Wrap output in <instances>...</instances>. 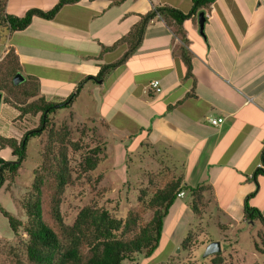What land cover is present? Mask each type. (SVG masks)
Listing matches in <instances>:
<instances>
[{"label": "crops", "instance_id": "crops-1", "mask_svg": "<svg viewBox=\"0 0 264 264\" xmlns=\"http://www.w3.org/2000/svg\"><path fill=\"white\" fill-rule=\"evenodd\" d=\"M59 1L0 0L4 13L17 18L29 10L47 12ZM154 6L187 13L192 0H124L118 4L79 0L65 4L52 19L34 16L25 29L4 31L0 60L11 51L18 73L34 83L38 97L63 102L84 78L96 76L101 66L122 57L127 45L116 42ZM202 12L201 35L199 12L181 23V35L174 32V26L155 18L123 63L81 88L91 95L93 104L100 105L101 112L94 109L93 113L100 116L104 131L99 134L105 142H113L106 135L111 131L121 135L114 138L120 146V140L138 134L135 144L159 151L165 163L178 171L176 177L182 183L205 187L204 212L215 217L214 224L222 232L217 240L221 245L232 227L243 222L247 196L251 195L249 205L264 219V175L256 173L264 167V0H214ZM153 80L159 82L158 93L148 88ZM4 105L1 101L0 108ZM10 109L13 119L17 111ZM71 112L76 120H88L73 108ZM113 117L121 118L122 127L110 125ZM209 118H222L223 122L213 127ZM183 194L169 208L181 213L168 229L170 255L199 222L193 219L189 197ZM259 226L264 238V227ZM201 230L199 227L194 243L206 246L211 239L203 241Z\"/></svg>", "mask_w": 264, "mask_h": 264}, {"label": "trees", "instance_id": "trees-1", "mask_svg": "<svg viewBox=\"0 0 264 264\" xmlns=\"http://www.w3.org/2000/svg\"><path fill=\"white\" fill-rule=\"evenodd\" d=\"M78 1L60 0L47 12L29 10L21 18L6 15L3 3L0 2V37L3 36L4 31L14 32L25 29L34 16L52 19L63 5ZM110 1L118 4L124 0ZM213 1L192 0L191 9L187 13L169 7L154 6L146 14L139 16V20L131 27L127 35L116 42L115 45L123 43L127 45V50L122 57L113 64L101 66L96 76L84 78L78 84L74 94L69 95L63 102H47L43 97L37 96V88L34 87L33 91L22 93L25 100L34 98L31 102L12 103L14 109L19 113L18 116L38 115V126L25 131L20 140L0 136V148L7 147L13 158V160L0 158V189L4 183L11 181L17 175L18 169L26 157L27 142L32 138L40 137L42 133L46 135L47 141L41 155L40 166L34 172L29 192L19 202V209L23 211L26 218L25 222H21L0 207V215L7 220L10 231L13 234L21 231L26 236L25 264H122L124 261L133 262V257L137 255L147 257L158 246L163 220L179 192H184L189 197V208L193 219L200 221L205 187L201 185L192 188L182 183V178L175 177L148 194L145 191L141 192L143 196L147 195V200L139 196L137 199L138 210L130 209L124 218L114 217L106 209L87 205L79 209L72 224L66 226L62 223L59 206L61 196L71 181L73 171L70 168L69 154L79 152L81 144L78 141L68 140L69 133L66 127L49 128V118L61 110L69 109L77 91L84 83L103 79L111 69L123 63L138 48L145 28L152 20L159 18L167 26H174L176 29L174 32L181 35L179 31L181 23L197 12L207 9ZM110 49L112 47L106 48L104 51ZM9 53L12 54L15 65L9 68L8 80L5 81L3 87L0 86V92L6 89L9 94H12L17 86L12 84L11 79L19 72V69L16 57L11 51L7 55ZM5 59L7 57H4L3 60ZM182 59L187 67V75H189L188 60L185 56ZM1 101L8 103L5 98ZM100 152L101 149L97 146L87 151L77 168L84 173L93 171L99 162ZM256 173L264 175V167L258 168ZM250 197L251 195L247 196L243 201V220L249 223L258 222L264 227V219L260 211L249 205ZM46 205L48 210L45 209ZM143 210L151 213V217L147 221L141 220ZM47 211L53 220L51 225L46 221ZM190 234L189 231L185 234L178 249H183L189 240L191 242ZM260 244L263 248L264 239L262 237H260ZM255 250L261 251L256 245ZM210 263H222L219 253L213 255Z\"/></svg>", "mask_w": 264, "mask_h": 264}, {"label": "rangeland", "instance_id": "rangeland-1", "mask_svg": "<svg viewBox=\"0 0 264 264\" xmlns=\"http://www.w3.org/2000/svg\"><path fill=\"white\" fill-rule=\"evenodd\" d=\"M2 42L3 36L0 37V48ZM6 55L4 57L7 59L3 60V57L0 60V86L2 87L8 80L9 68L15 65L12 54ZM16 86L17 89L12 94H9L6 89L0 92L1 100L5 98L8 101L0 108V136L20 140L25 131L38 126V115L18 116L19 113L15 112L17 115L12 119L13 112L10 109V107L14 108L12 103L19 101L24 104L34 99L25 100L22 96L24 92L33 91L34 83L23 81ZM79 91L74 106L72 103L75 98L69 109L61 110L49 118V128L58 129L64 126L69 133L68 140L71 142L78 141L81 144L79 152L69 154L70 168L74 172L72 171L71 181L63 191L59 206L62 223L66 226H70L78 210L87 205L106 209L112 216L124 218L130 209L136 208L138 210L137 199L139 196L147 200V195L143 196L141 192L145 191L148 194L178 174L174 167L165 163L159 151L143 143L138 147L134 142L140 138L138 134L131 139L121 138L120 141L123 144L120 146L114 142V138L121 135L111 131L106 135L113 137V142L109 143L108 140L105 142L102 135L99 134L104 131V126L99 122L100 116L93 113L94 109L98 111L100 105H96L97 101L94 104L90 101L92 97L87 94L86 89L80 88ZM105 106L103 104L102 109ZM72 108L79 113L80 117L88 118V120H76L73 112H71ZM81 110L83 114H81ZM99 112H101L100 109ZM120 119L113 117L109 123L113 127L115 125L122 127ZM46 143V135L43 133L40 137L30 139L26 146V157L21 163L17 175L11 181L4 183L0 189V207L23 223L26 218L23 211L19 209V202L29 192L34 172L40 166L41 155ZM96 146L101 149L96 168L90 172H81V169L77 168L78 163L83 155L87 154V151ZM1 157L4 160H13L7 147L0 148ZM44 203L46 204V201ZM205 207L206 203L203 199L200 221L195 222L196 226L192 227L191 242L189 240L188 244L184 245V250L175 248L170 255L171 251L168 248L166 240L168 229L177 221L178 213H180L178 209L173 208L169 210L164 220L163 230L156 249L147 257L137 255L133 257V262L124 261L122 264H211L210 259L213 255L203 257L207 245L194 243L195 237L200 234L199 227L202 229L203 241L208 240L209 237L212 242H217L220 239L219 234L222 233L214 224L215 217L204 212ZM45 209L48 210L47 205ZM46 213V221L51 225L53 220L49 216V211ZM141 213L142 221H147L151 217V213L147 210H143ZM211 214L214 213L211 212ZM232 229L226 234L228 236L227 241L225 243L222 241L220 245L221 264H264V247L262 248L260 244L263 230L259 223L250 224L243 220L240 226H237L236 229L233 226ZM229 241L230 243L227 245ZM25 242L26 236L21 231L13 234L8 227L7 220L0 215V264H25ZM255 245L262 250L257 252ZM168 255L171 256L170 259H168Z\"/></svg>", "mask_w": 264, "mask_h": 264}, {"label": "water", "instance_id": "water-1", "mask_svg": "<svg viewBox=\"0 0 264 264\" xmlns=\"http://www.w3.org/2000/svg\"><path fill=\"white\" fill-rule=\"evenodd\" d=\"M204 21H205L204 14L202 12H199L197 14V26H198V33L200 35L202 34ZM21 82H23V77L19 73H16L12 78V84L16 86ZM0 102H1V96H0ZM219 252H220L219 242H210L205 247L203 257H208L217 254Z\"/></svg>", "mask_w": 264, "mask_h": 264}, {"label": "built area", "instance_id": "built-area-1", "mask_svg": "<svg viewBox=\"0 0 264 264\" xmlns=\"http://www.w3.org/2000/svg\"><path fill=\"white\" fill-rule=\"evenodd\" d=\"M148 88H150L154 93H158L160 91L159 82L157 80L150 81L148 83ZM208 122L213 127H218L222 124V118H209ZM183 192L177 193V198H182Z\"/></svg>", "mask_w": 264, "mask_h": 264}]
</instances>
